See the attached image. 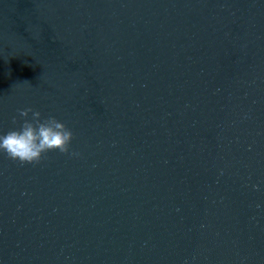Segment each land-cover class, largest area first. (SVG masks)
I'll list each match as a JSON object with an SVG mask.
<instances>
[{
  "label": "water",
  "instance_id": "obj_1",
  "mask_svg": "<svg viewBox=\"0 0 264 264\" xmlns=\"http://www.w3.org/2000/svg\"><path fill=\"white\" fill-rule=\"evenodd\" d=\"M23 108L78 155L0 153V264H264V0H0Z\"/></svg>",
  "mask_w": 264,
  "mask_h": 264
},
{
  "label": "clouds",
  "instance_id": "obj_2",
  "mask_svg": "<svg viewBox=\"0 0 264 264\" xmlns=\"http://www.w3.org/2000/svg\"><path fill=\"white\" fill-rule=\"evenodd\" d=\"M18 115L23 121L19 128L0 135V153H5L9 159L18 161L21 165L37 164L50 151L78 155L70 152L73 132L63 122L54 116L42 119L41 113L32 108L19 109ZM13 123H17L16 117L13 118Z\"/></svg>",
  "mask_w": 264,
  "mask_h": 264
}]
</instances>
